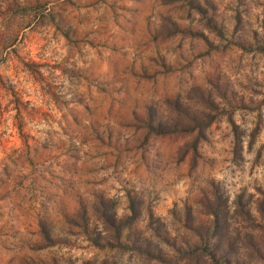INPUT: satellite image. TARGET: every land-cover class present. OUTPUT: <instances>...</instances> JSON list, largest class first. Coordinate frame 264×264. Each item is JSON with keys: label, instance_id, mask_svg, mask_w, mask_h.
Listing matches in <instances>:
<instances>
[{"label": "rangeland", "instance_id": "374dc122", "mask_svg": "<svg viewBox=\"0 0 264 264\" xmlns=\"http://www.w3.org/2000/svg\"><path fill=\"white\" fill-rule=\"evenodd\" d=\"M216 192L245 208L207 245ZM200 244L264 264V0H0V264Z\"/></svg>", "mask_w": 264, "mask_h": 264}, {"label": "trees", "instance_id": "16d2710c", "mask_svg": "<svg viewBox=\"0 0 264 264\" xmlns=\"http://www.w3.org/2000/svg\"><path fill=\"white\" fill-rule=\"evenodd\" d=\"M236 131V132H235ZM235 134V146H234V154L238 155L240 153V150L242 148V139L241 135L238 134L237 130L234 129ZM215 198L212 200H209L208 202V209L211 211L213 217L210 220V223L207 228V234L206 236L201 238L202 243L207 240V245L209 244L211 239L217 238L221 231L224 233V237L230 236V223L232 220L233 214H237L242 217L241 213H239V208L237 209V205L242 206L245 208V205L240 202V199L238 198L236 201H234V208L232 210L231 203L228 202V198H226L222 193L216 192ZM109 211V210H108ZM134 213V212H133ZM190 214V212H189ZM106 217L104 218V222L109 225V227H112V229L119 230L121 226V222H116L114 215L110 212L108 214H105ZM134 216V215H133ZM42 233L46 238L49 237L48 230L44 224L41 225ZM238 240L236 241V245ZM205 246L203 245H196L193 248L189 250L190 255L194 256L198 259L199 264H203L206 261H208L206 255L200 253L201 249H204Z\"/></svg>", "mask_w": 264, "mask_h": 264}]
</instances>
